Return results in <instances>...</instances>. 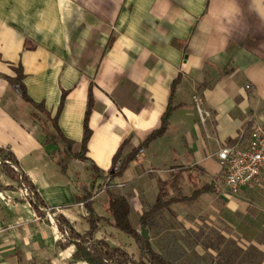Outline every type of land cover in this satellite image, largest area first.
<instances>
[{"label":"crops","instance_id":"crops-1","mask_svg":"<svg viewBox=\"0 0 264 264\" xmlns=\"http://www.w3.org/2000/svg\"><path fill=\"white\" fill-rule=\"evenodd\" d=\"M18 64L26 93L49 116L66 91L56 123L72 153L91 84L85 159L66 158L64 173L50 157L56 146L43 142L47 117L3 77ZM177 75L164 131L110 177L117 147L123 144L121 157L159 127ZM254 125L264 127V0H0V146L12 151L44 204L79 231L85 210L74 196L82 187H91L93 210L103 217L106 188L127 196L137 231L159 186L166 197L200 189L166 211L177 222L181 216L185 229L212 225L220 235L224 228L264 264V170L228 194L216 156L225 145L245 146ZM0 184V264H84L68 262L70 247L54 246L59 233L47 211L39 216L17 201L15 183L1 173ZM96 236L107 241L100 229ZM197 245L179 261L215 255Z\"/></svg>","mask_w":264,"mask_h":264},{"label":"trees","instance_id":"trees-1","mask_svg":"<svg viewBox=\"0 0 264 264\" xmlns=\"http://www.w3.org/2000/svg\"><path fill=\"white\" fill-rule=\"evenodd\" d=\"M14 75L11 77L3 76L13 87L15 92L21 99L30 105L33 109L43 113L51 126V132L44 134L43 142H50L56 146L54 152L50 154L51 158H55V162L59 170L64 173L65 160L68 157L84 160V152L86 142L90 135L87 125L88 115L92 107L91 84L89 83L86 92V105L82 117V133L80 139V147L76 153L70 151L71 140L65 138L58 129L56 120L62 108L63 99L66 91L61 90L58 104L52 116L43 107L42 102L33 101L26 93L23 83V74L18 64L13 68ZM178 80V75L171 81L169 89V97L165 109L161 115L160 125L151 131L144 140L135 148L131 149L120 157L122 145H119L111 156V165L107 171L110 177L119 176L124 167L133 160L137 152L151 139L159 136L165 129L167 124V116L172 108L171 97L174 85ZM115 164L116 167H115ZM115 167V168H114ZM0 173L5 175L9 180L15 183V189H19L22 185L26 190V196H21L17 201L26 200L29 206L39 215L43 216L44 210L49 213L53 223L58 231V236L54 241V246L59 250H65L70 247L68 254V262H83L84 264H180L179 258L185 252L183 245L187 246V250L192 244H200L204 248H211L215 255L209 260L204 257H196L193 264H241V260L248 258L247 264H258L261 253L255 248H249L247 252L241 251L234 241L225 243L221 235L215 231V240L205 245L207 233L203 228H199L198 232L192 229H186L184 236H179L175 232L167 231L165 239L167 241L168 250H155L148 238H142L131 224L129 220V200L124 194L117 190L105 189L107 194V202L104 208L106 216L98 215L92 207L91 187L86 189L82 187V191L74 196V201L80 203L85 210L84 222L86 228L79 231L73 228L59 212L52 207H47L39 194L35 185L30 181L28 176L20 169L17 160L12 151L6 147L0 146ZM3 186L0 184V190ZM200 189H196L190 195H173L166 197L163 188L159 186L158 193L153 203L140 213L137 218V224L147 229H158V217L164 211L168 210L173 203L188 202L197 196ZM101 222L105 225L117 229L131 238L136 245L139 255L133 257L124 247L109 244L103 236H96L100 229ZM204 227V226H202ZM205 228V227H204ZM212 232V230L210 231ZM218 235V236H217ZM186 237L189 240H186ZM241 253L243 257H240ZM240 257V258H239ZM245 264V263H244Z\"/></svg>","mask_w":264,"mask_h":264},{"label":"built area","instance_id":"built-area-1","mask_svg":"<svg viewBox=\"0 0 264 264\" xmlns=\"http://www.w3.org/2000/svg\"><path fill=\"white\" fill-rule=\"evenodd\" d=\"M216 156L221 161L225 190L235 194L240 187L255 181L264 170V127L254 125L245 146L225 145ZM18 191L20 196L27 194L22 185Z\"/></svg>","mask_w":264,"mask_h":264},{"label":"rangeland","instance_id":"rangeland-1","mask_svg":"<svg viewBox=\"0 0 264 264\" xmlns=\"http://www.w3.org/2000/svg\"><path fill=\"white\" fill-rule=\"evenodd\" d=\"M195 208V207H194ZM193 208V210H194ZM196 211V210H195ZM179 212V211H178ZM174 212L172 211H166L164 210L158 217V224H159V230L155 229L152 230L150 229L149 234L147 233V238L149 239L152 247L155 250H160V251H167L168 250V246H167V241L165 239V234L167 231L170 232H175L178 233L179 236H182L183 234L185 235L187 232L185 231L186 229L184 228V225L181 221V216H179V221L177 222V220L175 219V215L172 214ZM51 217V216H50ZM130 219L132 220V215L130 216ZM53 222V220H52ZM54 224V223H53ZM208 228L207 230V237H206V242L210 243L211 241L215 240V232H210V228L212 225H206ZM112 230H114L115 232L111 233V232H107L108 228L106 226L103 225V227L101 226L100 228V233H102L104 236H107V242L111 245H119L124 247L133 257H137L139 255V251L136 247V245L134 244V242L132 241L131 238L127 237L124 233L118 231L115 228L110 227ZM195 228V227H194ZM172 229V230H171ZM140 230V228H139ZM193 231H197L199 230V228L197 227L196 230L192 229ZM221 234L222 235V239L225 240V243H228L229 241H234L236 242L237 240L232 237L224 228H221ZM118 233V234H117ZM183 235V236H184ZM186 240H189L188 237H186ZM261 240H264L263 238H261ZM183 247L185 249H187V246L183 245ZM198 245L197 244H192L191 248L189 250V252L192 256L195 254V248L197 249ZM186 262H181L180 264H185Z\"/></svg>","mask_w":264,"mask_h":264},{"label":"water","instance_id":"water-1","mask_svg":"<svg viewBox=\"0 0 264 264\" xmlns=\"http://www.w3.org/2000/svg\"><path fill=\"white\" fill-rule=\"evenodd\" d=\"M139 234L142 238H147V231L144 227L140 226Z\"/></svg>","mask_w":264,"mask_h":264}]
</instances>
